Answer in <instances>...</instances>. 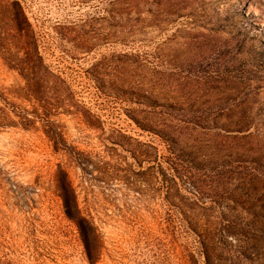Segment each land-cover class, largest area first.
Returning <instances> with one entry per match:
<instances>
[{"label": "rangeland", "instance_id": "1", "mask_svg": "<svg viewBox=\"0 0 264 264\" xmlns=\"http://www.w3.org/2000/svg\"><path fill=\"white\" fill-rule=\"evenodd\" d=\"M245 210L264 0H0V264H205L200 232Z\"/></svg>", "mask_w": 264, "mask_h": 264}, {"label": "trees", "instance_id": "2", "mask_svg": "<svg viewBox=\"0 0 264 264\" xmlns=\"http://www.w3.org/2000/svg\"><path fill=\"white\" fill-rule=\"evenodd\" d=\"M17 6L19 15L23 16V19L27 23L18 3ZM24 34L28 36V32H24ZM28 80L39 83L42 91L35 90L40 93L39 99H44V101L51 105L52 102L49 98L52 99V96H47V91L45 90L47 78H28ZM22 119L27 121L22 122L24 125L31 123V119H28L26 116H22ZM44 121L46 124H50L51 122L48 118H44ZM50 131V136L54 137L55 143H60V134L53 129H50ZM245 214L252 216L255 220L242 223L236 222L225 218L228 216L222 213V217H220L221 219L217 225L212 226L207 224L203 228V232H200L199 235L201 237L200 242L205 257V264H245V261H248V263L256 261L258 264H262L260 260H263L264 257V212L260 210H245ZM76 223L80 226L79 222ZM227 235L234 236L236 244L228 243V240H226ZM82 237L89 259H91L87 240L83 234Z\"/></svg>", "mask_w": 264, "mask_h": 264}]
</instances>
